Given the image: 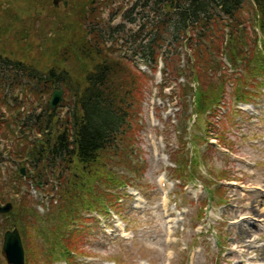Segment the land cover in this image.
I'll return each instance as SVG.
<instances>
[{
    "label": "trees",
    "instance_id": "1",
    "mask_svg": "<svg viewBox=\"0 0 264 264\" xmlns=\"http://www.w3.org/2000/svg\"><path fill=\"white\" fill-rule=\"evenodd\" d=\"M10 1L0 4V95L2 86L42 81L50 89H63L68 104L63 119L54 113L36 124L35 132L44 135L42 143L23 148L21 154L30 162L31 178L39 180L48 170L59 182L60 205L46 219L37 216L27 194L20 196L22 185L18 183L12 191L20 196L22 221L10 226L5 216L0 217V233L19 226L26 263L34 264L32 248L26 244L33 225L27 221L41 222L58 214V225H39L38 234L45 258L58 254L56 260L67 261L77 251L62 240L63 234L81 220L82 211L104 203L106 212L112 196L102 193L90 198L91 192L96 185L105 184L106 178L110 185L120 184L116 176L106 177L104 168L109 169L122 149L134 144L131 122L138 109L142 76L118 49L141 39L137 50L142 52L141 58L155 66L162 62L163 76H174L175 91L170 95L176 96L182 118L180 133L187 132L192 116L196 121L207 117L212 125L210 120L222 107L228 88H234L237 101L247 100L241 91L246 79L229 78L221 70V57L230 68H240L248 76H264V55L257 47L258 42L264 47V0H135L126 10L122 0H67L65 10L54 9L52 0H29L24 11L14 6L16 0ZM144 10L154 13L148 27L139 15ZM132 12L136 18L130 24L138 30L127 39L125 24ZM119 15L120 24L112 26ZM145 31L141 38L139 34ZM249 45L254 47L251 52ZM167 87H161L160 93ZM48 110L47 104L45 111L50 113ZM2 120L0 114V138H6ZM209 133L207 129L205 136L210 137ZM184 160L182 157L179 174L189 183L195 182L198 164ZM15 175L20 176L8 170L10 184ZM5 185L0 179V193ZM206 193L211 201L207 189ZM4 200L0 195V201Z\"/></svg>",
    "mask_w": 264,
    "mask_h": 264
},
{
    "label": "rangeland",
    "instance_id": "2",
    "mask_svg": "<svg viewBox=\"0 0 264 264\" xmlns=\"http://www.w3.org/2000/svg\"><path fill=\"white\" fill-rule=\"evenodd\" d=\"M122 1L126 10L132 8L135 0ZM6 2L11 1L0 0L3 6ZM15 5L24 11L29 0H16ZM139 15L144 17L143 23L147 27L154 17L149 10L139 11ZM120 17L117 16L112 26L120 24ZM106 18L107 13L103 19ZM135 18L132 12L125 24L127 39L138 30V26L130 24ZM146 34L147 31L139 36L143 38ZM140 40L118 49L142 76L138 109L131 122L134 144L128 150L122 149L117 159L109 164V169L104 168L106 177L116 176L120 184L110 185L109 178H106L105 184L96 185L90 196L110 194L113 202L106 204L110 212L98 214L103 212L104 203L92 211H82L81 220L76 219L63 234L62 240L72 244L77 251L67 261L56 260L58 254L45 258L43 239L38 234L39 225L45 228L58 225L59 215L54 214L41 222L27 221L33 225L31 238L26 244L32 248L34 264H264V259L255 260L254 249L255 246H264V236L261 237L264 222L257 212L264 210V76L256 79V75L248 76L240 68H230L227 60L221 57V70L229 78L246 79L241 91L247 100L237 101L234 88H228L222 110L210 120L212 125L208 124L207 117L196 121L192 116L187 132L180 133L178 128L182 118L179 112L177 114L176 96L170 95L175 91L174 76L162 78L161 63L155 70L154 64L141 58L142 52H137ZM257 47L264 55L260 42ZM248 50L251 52L254 47L249 45ZM160 84L171 85L160 93L162 96L159 95ZM1 90L0 99L4 105L0 110L7 120L5 128L9 129L6 130L8 138L0 141L3 159L0 174L6 178L8 170L20 167L14 152L9 153L10 149L14 150L16 146L15 152L20 151L41 138L33 130L18 135L19 127L13 125L14 119L20 124V119L34 113L43 120L47 118L45 105L49 103L50 93L61 91L63 101L65 95L63 89H50L42 81L14 82L9 87L2 86ZM63 101L53 110L61 119L68 104ZM207 129L212 137L205 136ZM182 157L184 162L187 159L190 164H198L195 184H190L179 174ZM11 158L15 161L12 162ZM23 166L30 169L29 163ZM50 174L48 170L42 173L43 181L38 182V187L26 180L20 182V195L23 196V192L28 194L37 216L45 219L49 209L60 205L57 181ZM50 188L53 192L48 193L46 189ZM205 189L212 197L210 202ZM0 195L5 199L9 193L1 192ZM19 198L11 201L14 217L9 220L10 226L13 221H22ZM88 202L93 201L89 199ZM2 234L0 264H7L1 256ZM244 240L256 242L248 245Z\"/></svg>",
    "mask_w": 264,
    "mask_h": 264
},
{
    "label": "water",
    "instance_id": "3",
    "mask_svg": "<svg viewBox=\"0 0 264 264\" xmlns=\"http://www.w3.org/2000/svg\"><path fill=\"white\" fill-rule=\"evenodd\" d=\"M63 2V6L67 7V1L53 0L55 8L59 6L60 2ZM61 102V92L55 91L50 99V110H53ZM12 209L11 204L0 206V214H6ZM2 256L6 260L7 264H24V248H22L21 237L17 228L12 231H7L3 235Z\"/></svg>",
    "mask_w": 264,
    "mask_h": 264
},
{
    "label": "bare ground",
    "instance_id": "4",
    "mask_svg": "<svg viewBox=\"0 0 264 264\" xmlns=\"http://www.w3.org/2000/svg\"><path fill=\"white\" fill-rule=\"evenodd\" d=\"M247 109V108H246ZM161 182H162V179H161ZM257 212L259 213L260 215V219H262V221L264 222V210H257ZM248 234V232H247ZM264 236V233L261 232V237ZM245 243H248V245H251L253 244L254 242H256V240H252L251 242L248 240V241H245ZM255 250V253H256V257H255V260H258V261H263L264 259V246H260V247H254Z\"/></svg>",
    "mask_w": 264,
    "mask_h": 264
}]
</instances>
